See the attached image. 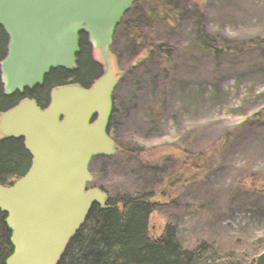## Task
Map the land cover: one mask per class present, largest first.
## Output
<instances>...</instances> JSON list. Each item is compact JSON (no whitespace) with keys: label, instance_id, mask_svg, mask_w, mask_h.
<instances>
[{"label":"trees","instance_id":"trees-1","mask_svg":"<svg viewBox=\"0 0 264 264\" xmlns=\"http://www.w3.org/2000/svg\"><path fill=\"white\" fill-rule=\"evenodd\" d=\"M199 2L184 0L181 8L165 10L161 20L162 51L166 48L161 97L178 99L167 135L160 107L144 82L138 88L137 69L125 63L126 55L121 62L107 61L126 52L125 44L119 54L101 51L103 64L97 68L88 44L76 40L69 59L52 70L45 101L36 110L38 126L55 149L69 155L68 194L42 187L46 180L38 161L20 163L10 176L0 156V183L16 213L46 200L56 213L77 214L79 223L93 199L99 205L124 198L137 174L149 169L146 202L133 221L137 228L129 230L139 247L117 246L102 264H264V114L240 137L236 151L228 152L225 143L239 109L251 118L258 102L264 106V11L253 13L250 0ZM44 7L45 0H0V56ZM200 9L202 20L195 23ZM65 10L80 24L72 35L101 33L127 18L132 33L148 19L141 15L142 0L138 8L132 0H67ZM91 43L100 46L101 36ZM29 87L28 74L16 84L0 81V134L5 122L21 114ZM160 106L166 111L169 104ZM198 237L205 244L197 243ZM86 240L76 241L69 257ZM10 260L40 264L26 250Z\"/></svg>","mask_w":264,"mask_h":264},{"label":"rangeland","instance_id":"rangeland-1","mask_svg":"<svg viewBox=\"0 0 264 264\" xmlns=\"http://www.w3.org/2000/svg\"><path fill=\"white\" fill-rule=\"evenodd\" d=\"M66 1L45 0L42 15L23 27L17 38L10 43L9 50L0 56V81L16 84L22 74H28L30 82L28 98L21 114L8 120L1 127L0 156L4 160L3 168L11 176L18 170L20 163L38 161L40 171L46 180L42 187L62 189L63 195L68 194L66 186L73 175V166L68 164L69 155L55 149L36 121V110L45 101L43 97L48 93L47 87L54 77L51 74L52 70L58 71L61 64L69 59L76 40L88 44L90 54L96 64L98 63L97 68L103 64L100 61L101 51L110 48L113 53L119 54L120 50H124L122 44H125L126 52L119 57L109 56L107 61L109 64L116 62L114 59L121 62L120 59L126 55L125 63L137 69L135 82L139 84L138 88H141L144 82L148 97L160 107L164 117L162 130L167 135L166 125L170 119L169 115L173 112V107L178 104V99L169 94L161 97L165 93L160 81L163 53L166 51V48L164 52L162 51L165 23L162 27L161 23L165 18V10L181 8L184 5V0H142L141 15L145 14L148 19L144 20L146 22L143 27L134 26L132 33L127 18L123 20V24L120 23L121 21L111 23L112 26L101 33L94 30L91 34L89 31L72 35L73 28L80 24L68 18L65 10ZM199 1L201 0H198V4ZM132 2L135 8L141 6V0H132ZM120 4V8H124V5L128 6ZM83 6L82 4L81 8L85 7ZM250 6L253 13L264 11V0H250ZM79 9H77L78 13ZM75 17L86 25L90 24V19ZM201 20L200 9L194 14V22L200 23ZM71 25L73 27L70 28ZM98 36H101L102 43L100 46H94L91 42L94 43ZM113 44L114 47L111 46ZM128 73L129 71L126 75ZM164 98L169 104L167 110L171 111L170 113L160 106L161 101H165ZM191 106L192 100L189 98L188 114ZM263 114L264 106L261 102L257 103L251 118H248L241 109L238 110L225 139L228 152L236 151L240 137L258 126ZM148 177L149 169L141 170L124 198L115 202L98 205L97 200L93 199L86 216L80 217L81 223L78 215H72L73 212L70 210L56 213L46 200L35 210L16 213V204L12 202L6 187L0 183V264H9L10 259L23 250L29 251L40 264H68V262L102 264L106 254L117 246L127 244L132 250L138 249V236L131 238L129 230L137 228L133 221L139 217V209L146 202ZM80 179L81 175L77 177L76 183H80ZM40 193L43 195L42 192ZM30 207L32 208L33 205ZM262 222L263 219L258 220L259 224ZM127 224L130 225L129 228ZM214 235L213 231L211 238H206V242H212ZM84 239L87 240L83 246L69 257L70 250L76 246V241ZM216 241L224 242L226 238L217 236ZM196 242L205 244L201 237H198ZM225 246L226 244L222 247Z\"/></svg>","mask_w":264,"mask_h":264},{"label":"bare ground","instance_id":"bare-ground-1","mask_svg":"<svg viewBox=\"0 0 264 264\" xmlns=\"http://www.w3.org/2000/svg\"><path fill=\"white\" fill-rule=\"evenodd\" d=\"M97 150V149H96ZM110 153V152H109ZM146 172V171H145ZM129 228V227H128ZM138 233V232H137ZM138 235H139V233H138Z\"/></svg>","mask_w":264,"mask_h":264}]
</instances>
